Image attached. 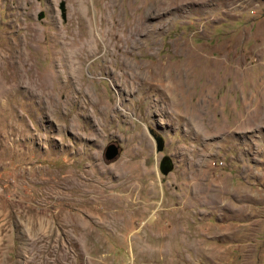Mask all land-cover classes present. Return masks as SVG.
<instances>
[{
  "label": "rangeland",
  "instance_id": "374dc122",
  "mask_svg": "<svg viewBox=\"0 0 264 264\" xmlns=\"http://www.w3.org/2000/svg\"><path fill=\"white\" fill-rule=\"evenodd\" d=\"M0 264H264V0H0Z\"/></svg>",
  "mask_w": 264,
  "mask_h": 264
},
{
  "label": "water",
  "instance_id": "95a60500",
  "mask_svg": "<svg viewBox=\"0 0 264 264\" xmlns=\"http://www.w3.org/2000/svg\"><path fill=\"white\" fill-rule=\"evenodd\" d=\"M118 149L117 147L113 145H109L106 151V159L112 160L118 155ZM170 159L168 157H164L160 162V171L163 174H167L171 171L172 167L170 166Z\"/></svg>",
  "mask_w": 264,
  "mask_h": 264
},
{
  "label": "bare ground",
  "instance_id": "6f19581e",
  "mask_svg": "<svg viewBox=\"0 0 264 264\" xmlns=\"http://www.w3.org/2000/svg\"><path fill=\"white\" fill-rule=\"evenodd\" d=\"M166 1V0H165ZM214 3V2H213ZM168 4V3H167ZM179 4V3H178ZM82 9V8H81ZM72 53V52H71ZM168 89V88H167Z\"/></svg>",
  "mask_w": 264,
  "mask_h": 264
}]
</instances>
